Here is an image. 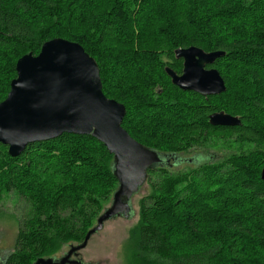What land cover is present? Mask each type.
<instances>
[{
    "label": "trees",
    "instance_id": "trees-1",
    "mask_svg": "<svg viewBox=\"0 0 264 264\" xmlns=\"http://www.w3.org/2000/svg\"><path fill=\"white\" fill-rule=\"evenodd\" d=\"M240 11L261 15L264 0H0V103L20 58L54 39L78 43L97 62L104 95L125 106L123 128L178 158L148 173L127 264H264V75L243 59L264 56V22ZM190 47L225 53L207 68L219 71L226 93L205 98L171 83L165 69L182 74L175 52ZM135 106L156 115L141 124ZM219 112L241 125H210ZM200 137L236 139L243 150L224 166L207 159L174 173L199 161L180 155ZM117 188L113 156L90 136L30 144L16 158L0 144V191L17 193L29 207L19 221L9 216L18 234L6 264H34L81 244Z\"/></svg>",
    "mask_w": 264,
    "mask_h": 264
},
{
    "label": "water",
    "instance_id": "water-1",
    "mask_svg": "<svg viewBox=\"0 0 264 264\" xmlns=\"http://www.w3.org/2000/svg\"><path fill=\"white\" fill-rule=\"evenodd\" d=\"M197 47L178 49L182 74L170 68L165 72L171 83L183 92L202 97L226 93L225 82L216 69H208L224 57ZM127 111L123 104L108 99L97 62L82 46L54 39L42 46L38 56L28 54L16 64V78L6 100L0 103V144L8 147L12 158L30 144L55 140L64 134L90 136L104 145L113 156V174L118 181L110 206L88 231L84 241L70 245L61 258H40L34 264H83L74 261L87 248L105 224L118 218H132V199L147 184L149 171L170 167L178 158L148 148L123 128ZM212 126H240L241 120L224 112L209 117ZM264 182V168L261 173ZM6 258L0 264H6Z\"/></svg>",
    "mask_w": 264,
    "mask_h": 264
},
{
    "label": "rangeland",
    "instance_id": "rangeland-1",
    "mask_svg": "<svg viewBox=\"0 0 264 264\" xmlns=\"http://www.w3.org/2000/svg\"><path fill=\"white\" fill-rule=\"evenodd\" d=\"M239 17L247 18L249 21L254 22V18L258 21L264 22V12L256 17H251L249 13L238 12L235 14ZM243 26V24H241ZM236 28L243 29L238 25ZM246 30H248L246 28ZM259 42V41H258ZM78 44V43H77ZM32 54V53H31ZM33 55V54H32ZM39 55V54H38ZM35 55V56H38ZM258 54H251L248 57H244V61L248 63L255 64L259 70V73L264 75V56L259 57ZM166 62V60H164ZM110 73V72H109ZM231 76V75H230ZM110 81V80H109ZM162 89H158L157 92H161ZM251 95V94H248ZM185 102V100H183ZM180 101V102H183ZM165 105H162V110H165ZM136 107V106H135ZM171 111V109H166L165 111ZM178 112V111H177ZM180 112V111H179ZM132 116L135 114V120L139 121L141 124H146L143 119L148 116L156 115L151 110H143V108H132ZM134 118V117H133ZM193 149L189 151V154L180 155L184 161L195 160L199 161L196 163L184 162L183 165H178L172 170L174 173L182 172L188 168L194 167L196 164H201L207 159L211 161V164L215 162H220L215 164L216 166L226 165L225 159L229 157L240 154L243 147H239L240 141L236 139L226 140V139H215V138H198L192 140ZM248 146V150H250ZM210 163V162H209ZM173 165L174 162L171 161ZM173 168V167H172ZM233 169L234 167L231 166ZM209 187H211L209 185ZM222 191V189H221ZM221 196L228 199H238L239 197L234 192H221ZM150 192V184H147L142 188L141 192L132 199V218L126 220L124 218L114 219L105 224L103 231L99 232L92 237L86 249L82 250L79 256L82 258L85 264H127V247L132 243V231L139 223V203L141 199L148 196ZM112 201V198H111ZM111 203V202H110ZM110 203L104 206L102 212L110 206ZM29 208V207H28ZM27 204L23 199H19L16 194L6 193L0 191V212H3L0 216V260L4 259L6 255L14 250L15 242L18 234V224L16 221L9 218V216H14L17 221L23 219L25 214L28 212ZM100 213V215L102 214ZM77 245V244H74ZM69 251L68 246H63L59 251L52 257L61 258ZM260 252H258L259 255Z\"/></svg>",
    "mask_w": 264,
    "mask_h": 264
},
{
    "label": "flooded vegetation",
    "instance_id": "flooded-vegetation-1",
    "mask_svg": "<svg viewBox=\"0 0 264 264\" xmlns=\"http://www.w3.org/2000/svg\"><path fill=\"white\" fill-rule=\"evenodd\" d=\"M72 260H74V261H82L83 262V260H82V258L80 256H78L77 258L73 257ZM83 264H85V263L83 262Z\"/></svg>",
    "mask_w": 264,
    "mask_h": 264
}]
</instances>
